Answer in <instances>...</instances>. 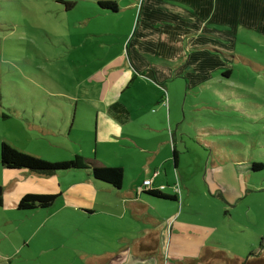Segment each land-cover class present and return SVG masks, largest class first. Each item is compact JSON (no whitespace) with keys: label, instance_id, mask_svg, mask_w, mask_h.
<instances>
[{"label":"crops","instance_id":"obj_1","mask_svg":"<svg viewBox=\"0 0 264 264\" xmlns=\"http://www.w3.org/2000/svg\"><path fill=\"white\" fill-rule=\"evenodd\" d=\"M126 7L139 8L137 36L124 49L128 31L116 43L117 55L105 56L100 68L76 79L79 90L70 107L71 122L69 109H62L65 123L70 124L69 135L77 126L94 138L97 160L90 162L123 169L121 188L95 180L89 169L43 175L3 168L11 184L0 188V207L12 203L17 209L25 194H58L51 207L29 210L34 221L40 219L42 227H47L49 241L46 260L31 256L32 263L264 264V247L254 245L256 238L243 243L240 228L232 237L229 228H223L232 210L218 221L207 215L191 219L190 185L185 182L189 174L182 168L174 127L179 112L172 116V109L182 105L184 88H165L175 77L187 76L192 81L195 74L208 72L213 62H220L218 51L227 41L234 45L239 26L263 41L264 0H133ZM134 17L135 12L131 27ZM113 137L145 154L144 176L123 162L110 163L97 156L98 145L104 147ZM221 169L215 163L208 170L219 180ZM145 180H151V189L164 186L163 193L176 199L139 193ZM206 182L208 190L217 191L230 208L236 205L230 197L235 195L229 192L226 197L214 182ZM6 189L14 190L10 200L4 196ZM51 248L56 250L50 252Z\"/></svg>","mask_w":264,"mask_h":264},{"label":"rangeland","instance_id":"obj_2","mask_svg":"<svg viewBox=\"0 0 264 264\" xmlns=\"http://www.w3.org/2000/svg\"><path fill=\"white\" fill-rule=\"evenodd\" d=\"M128 1L133 0H113L118 9L111 11L99 0H0V147L5 142L50 162L75 154L97 160L94 138L77 126L69 135L62 109H69L71 122L76 79L100 68L105 56L117 55L116 43L128 31L124 49L137 36L139 8H127ZM239 28L234 45L227 41L218 51L220 62L210 59L208 72L191 75L192 81L175 77L165 88H184L183 106L172 109V116L179 112L173 122L182 168L189 174L191 219L207 215L218 221L230 209V225L223 227L229 236L240 228L243 243L256 238L254 245L264 247V169L252 170L254 163L264 164V40ZM114 139L104 147L100 143L97 156L144 176L145 154ZM215 163L222 167L219 180L208 170ZM3 174L0 164V188L11 184ZM206 179L226 197L235 195L230 197L236 205L230 208L217 191L208 190ZM13 193L6 189L4 196L10 200ZM30 214L12 203L0 207V264H38L31 256L46 260L48 229Z\"/></svg>","mask_w":264,"mask_h":264},{"label":"trees","instance_id":"obj_3","mask_svg":"<svg viewBox=\"0 0 264 264\" xmlns=\"http://www.w3.org/2000/svg\"><path fill=\"white\" fill-rule=\"evenodd\" d=\"M99 6H101L103 9H108L111 11H117L118 9L117 4L113 1H99ZM148 76L152 77L151 73H149ZM173 160L176 164V151ZM0 164L5 169H27L31 172L43 175H51L56 172L74 169H89L91 170L95 180L107 183L116 189L121 188L125 179L124 171L120 167L98 166L80 155H75L72 159L67 161H45L36 156L22 152L5 142H2L0 147ZM260 169H264V164L254 163L252 165V170L257 171ZM164 188L165 187L163 186V190ZM163 190L153 189L149 191V194L155 196L156 198L165 200L176 199L174 196L165 195ZM57 197L58 194H25L19 199L17 203V209L20 211H29L37 208H49L53 205ZM1 202L2 201L0 198V203Z\"/></svg>","mask_w":264,"mask_h":264},{"label":"built area","instance_id":"obj_4","mask_svg":"<svg viewBox=\"0 0 264 264\" xmlns=\"http://www.w3.org/2000/svg\"><path fill=\"white\" fill-rule=\"evenodd\" d=\"M151 180H145L144 183H143V188H140L139 189V193L142 192V191H150V190H153L151 189ZM158 190H163V186L162 187H159L157 188ZM156 189V190H157Z\"/></svg>","mask_w":264,"mask_h":264}]
</instances>
